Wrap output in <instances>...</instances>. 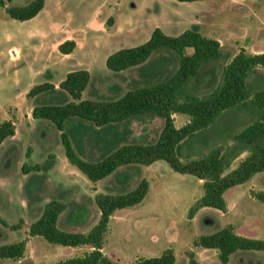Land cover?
Returning a JSON list of instances; mask_svg holds the SVG:
<instances>
[{
  "label": "rangeland",
  "instance_id": "1",
  "mask_svg": "<svg viewBox=\"0 0 264 264\" xmlns=\"http://www.w3.org/2000/svg\"><path fill=\"white\" fill-rule=\"evenodd\" d=\"M30 1L6 0L11 6ZM156 27L175 36L195 28L220 41L221 55L205 63L188 87V94L202 96L215 89L223 67L240 50L264 53V0H46L44 9L25 21L11 18L0 8V123L11 119L16 127L13 138L0 147V217L9 224L0 222V245L29 240L24 257L0 259V264L57 262L84 255L89 246H64L31 237L30 225L40 218L45 205L56 199L66 205L59 227L86 233L100 218L97 193L124 194L145 177L150 183L143 202L146 205L114 212L103 248L114 262L135 264L147 254L159 256L168 240L178 243L180 239L175 264H188L192 250L201 264H223L217 249L195 247L193 243L199 236L228 225L239 235L264 239V202L254 196L264 191V172L256 174L252 182L224 192L226 212L204 207L191 218V207L203 194V180L176 172L167 161L158 160L149 169L139 164L119 167L93 182L67 159L56 126L49 120L33 118L34 106L74 101L59 88L66 74L74 70H89L90 82L81 99L95 101L119 98L135 87L175 73L179 56L166 49L123 71H112L106 65L110 54L146 42ZM67 39H74L77 46L64 55L58 45ZM192 52V48L187 49V53ZM260 73L262 76L251 79L253 90L264 88L263 70ZM45 82L57 85L56 89L28 98L32 87ZM258 118L259 112L251 106L226 111L207 130L182 144L181 159L186 161L222 146L230 159L227 171L233 170L250 152L237 153L240 148L233 137ZM174 120L176 127H182L189 117L174 114ZM87 124L73 118L66 129L71 131L75 150L96 161L123 144L157 141L164 121L148 114L133 119L121 126L120 136L107 145L101 134L93 131L99 128H87ZM20 223L19 229L10 227ZM229 264H264V250H239Z\"/></svg>",
  "mask_w": 264,
  "mask_h": 264
},
{
  "label": "trees",
  "instance_id": "2",
  "mask_svg": "<svg viewBox=\"0 0 264 264\" xmlns=\"http://www.w3.org/2000/svg\"><path fill=\"white\" fill-rule=\"evenodd\" d=\"M194 2L199 0H178ZM46 0H32L24 6L8 5L0 0V8L13 19L25 21L36 17L45 7ZM110 18L109 21H111ZM108 21V22H109ZM77 42L67 39L58 45L60 53L68 55L74 51ZM192 48V53L187 49ZM166 49L179 56V65L175 73L156 83L135 87L116 99L103 101L82 100V93L90 82V72L78 69L66 74L59 88L67 91L74 101L63 105H37L32 110L34 119L51 121L61 132V139L69 162L82 171L91 181L97 182L112 174L122 166L139 164L150 165L165 160L171 168L182 174L195 175L203 180V194L191 207L190 217L204 207H213L227 211L224 192L235 185L244 184L257 173L264 172V88L253 90L251 79L264 76V53L249 54L245 50L230 60L221 72L219 84L213 91L202 96L188 94L189 84L198 76L201 68L209 60L221 55L219 40L203 35L199 30L190 28L180 35H169L161 27H156L150 38L137 46L121 48L110 54L106 60L112 71H123L146 62L155 52ZM50 82L37 84L28 92L33 98L43 92L56 89ZM242 106H251L259 112V118L234 135L233 140L240 151L249 150V154L231 171H227L230 159L223 147H215L208 153L186 161L181 159L182 144L196 134L207 130L226 111ZM148 114L163 119L164 126L157 141L148 144L131 143L117 147L112 153L101 159H85L73 147L66 124L77 118L86 127L101 134L104 144L115 141L121 134V126L133 119ZM174 114L189 117V122L176 127ZM16 134L13 120L0 123V147L3 142ZM119 140V139H118ZM120 141V140H119ZM107 147V146H106ZM27 168H25L26 170ZM150 190V183L143 178L135 189L124 194L97 193L95 203L100 211L98 222L86 233L61 229L58 225L60 215L66 205L60 200L48 202L38 220L29 227V235L39 236L52 244L79 247L87 245L90 251L57 262L38 264H121L111 260L103 251L109 222L118 209L133 207L141 203ZM254 196L264 202V191ZM0 222L9 224L0 217ZM19 229L20 224L10 225ZM28 238L14 243L0 245V259L19 260L24 257ZM195 247L217 249L220 262L227 264L231 256L239 250H264V239L249 238L235 232L232 225L219 231L201 235L194 241ZM188 264H200L195 252H188ZM176 254L173 248L165 249L161 255L142 257L135 264H175Z\"/></svg>",
  "mask_w": 264,
  "mask_h": 264
},
{
  "label": "crops",
  "instance_id": "3",
  "mask_svg": "<svg viewBox=\"0 0 264 264\" xmlns=\"http://www.w3.org/2000/svg\"><path fill=\"white\" fill-rule=\"evenodd\" d=\"M17 56V55H16ZM16 56H15V58H16ZM20 60V59H19ZM136 67V66H135ZM57 86V85H56ZM18 111V110H17ZM175 115H183V114H175ZM29 121H30V123H31V119L29 118ZM132 122V121H131ZM15 123V122H14ZM188 123V122H187ZM11 138V137H10ZM13 138V137H12ZM7 140V139H6ZM5 140V141H6ZM4 141V142H5ZM3 142V143H4ZM2 146V145H1ZM158 161H155L154 163H152V164H150V165H148V166H146V168L147 169H149L150 167H152L154 164H156ZM148 171V170H147ZM258 174V173H257ZM183 175H190V174H183ZM256 176V175H255ZM255 176L254 177H252L249 181H247V182H252L253 181V179H255ZM148 181H149V179H148V177H145ZM145 199H147V197L145 198ZM145 199L141 202V203H139L138 205H136V206H145L146 204H143V202L145 201ZM136 206H133V207H136ZM99 215H100V211H99ZM114 217H115V213L112 215V217H111V219H110V222H109V229H110V227H111V224H112V220L114 219ZM60 219V218H59ZM109 231V230H108ZM108 234V233H107ZM32 237V236H31ZM34 237H39V236H34ZM107 237V236H106ZM42 238V237H41ZM25 239V238H24ZM158 238L156 237V236H152V240L153 241H158L157 240ZM28 242H29V240H28ZM179 243H180V239L178 240V243H176V242H174V240H168L167 241V244H166V247L165 248H163L162 250L164 251L165 249H167V248H173L174 249V252H175V254H176V257H177V248H180L179 247ZM28 245H29V243H27V247H28ZM181 249V248H180ZM182 249H184V248H182ZM162 251V252H163ZM162 254V253H161ZM196 254L198 255V252H196ZM234 255V254H233ZM232 255V256H233ZM149 256H151V257H154V255H152V254H150V255H146V257H149ZM231 256V257H232ZM231 261V258H230V260H229V262ZM229 262L227 263V264H229ZM36 264H38V263H36ZM200 264H201V262H200Z\"/></svg>",
  "mask_w": 264,
  "mask_h": 264
}]
</instances>
